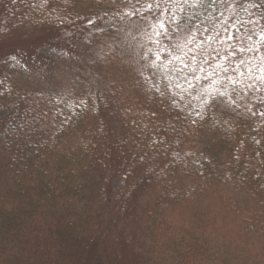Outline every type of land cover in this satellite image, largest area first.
<instances>
[{
  "label": "trees",
  "instance_id": "trees-1",
  "mask_svg": "<svg viewBox=\"0 0 264 264\" xmlns=\"http://www.w3.org/2000/svg\"><path fill=\"white\" fill-rule=\"evenodd\" d=\"M5 4L108 75L0 62V264H264V0Z\"/></svg>",
  "mask_w": 264,
  "mask_h": 264
},
{
  "label": "rangeland",
  "instance_id": "rangeland-1",
  "mask_svg": "<svg viewBox=\"0 0 264 264\" xmlns=\"http://www.w3.org/2000/svg\"><path fill=\"white\" fill-rule=\"evenodd\" d=\"M5 1L0 0V62L9 56L19 57L22 80L28 86L65 90L73 87L75 79L107 77L100 67L97 69V65L102 66L101 61L95 63L101 59V49L89 34L61 27L28 28L17 24Z\"/></svg>",
  "mask_w": 264,
  "mask_h": 264
},
{
  "label": "snow or ice",
  "instance_id": "snow-or-ice-1",
  "mask_svg": "<svg viewBox=\"0 0 264 264\" xmlns=\"http://www.w3.org/2000/svg\"><path fill=\"white\" fill-rule=\"evenodd\" d=\"M234 38V37H233ZM242 50V49H241Z\"/></svg>",
  "mask_w": 264,
  "mask_h": 264
}]
</instances>
